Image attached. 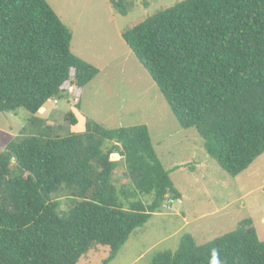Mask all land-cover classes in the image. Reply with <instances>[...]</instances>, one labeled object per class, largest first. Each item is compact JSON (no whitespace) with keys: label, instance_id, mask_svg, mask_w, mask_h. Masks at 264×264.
I'll use <instances>...</instances> for the list:
<instances>
[{"label":"trees","instance_id":"obj_1","mask_svg":"<svg viewBox=\"0 0 264 264\" xmlns=\"http://www.w3.org/2000/svg\"><path fill=\"white\" fill-rule=\"evenodd\" d=\"M129 1L111 4L125 15ZM123 39L225 172L237 177L264 154V0H184ZM72 41L47 0H0V113L36 115L73 85L81 98L100 70L73 54ZM47 127L24 130L0 154V264H80L99 246L110 248L109 264L180 194L146 125L107 129L88 119L67 137ZM120 163L126 181L117 186ZM60 191L77 201L65 214L53 198ZM152 264H264V241L247 219L201 246L188 235Z\"/></svg>","mask_w":264,"mask_h":264},{"label":"rangeland","instance_id":"obj_2","mask_svg":"<svg viewBox=\"0 0 264 264\" xmlns=\"http://www.w3.org/2000/svg\"><path fill=\"white\" fill-rule=\"evenodd\" d=\"M63 0H51L52 9L65 18V8L71 10L72 24L79 18L87 0H74V5L65 7ZM184 0H130L124 5L126 14L116 8L119 15L120 33L132 29L159 12ZM100 6L104 24L99 31H114L108 21L110 1L91 0ZM86 18V16H85ZM84 18V19H85ZM105 18V19H104ZM97 46L106 47L107 59L98 80L84 88L80 107H75L69 97L61 99L60 105L48 102L42 112L34 115L26 109L15 113H0V154L16 137L43 132L38 121H51L54 137H67L82 133L85 122L91 119L107 129H119L146 125L151 133L153 146L163 165L170 172L181 203L166 198L161 211L155 214L144 227L135 230L127 243L109 264H152L155 257L166 251L177 252L183 239L190 235L198 246L233 232L247 219H252L260 240L264 241V154L237 177L230 176L206 152L204 140L196 129L181 127L169 104L157 85L142 67L125 40L117 35ZM108 48H111L108 51ZM83 112V113H82ZM53 116L47 118V114ZM74 115L73 126L69 115ZM46 120V121H45ZM50 123V122H49ZM49 128V126L47 127ZM50 130L48 131V134ZM119 161V157L112 158ZM125 167L119 164L114 183L125 184ZM60 203L59 213L65 214L76 204L69 193L60 191L53 196ZM150 203L152 196H142ZM110 248L99 246L92 250L80 264H104Z\"/></svg>","mask_w":264,"mask_h":264},{"label":"crops","instance_id":"obj_3","mask_svg":"<svg viewBox=\"0 0 264 264\" xmlns=\"http://www.w3.org/2000/svg\"><path fill=\"white\" fill-rule=\"evenodd\" d=\"M104 1H106V2L110 1V5H109L110 7H108L109 18L107 20L112 22V24L114 26V31H107L105 33H102L99 31V28H101L102 24H104V20L102 19L104 15L102 13V10L100 9V6H98L97 9H95L96 7L91 3V0H87L86 6L82 9V12H81L79 18H77L76 22H74L73 24H72L71 15L69 14L71 12V10L68 8H65L64 11H65V17L67 19L66 21H69L68 23L71 24V27H70V25L65 23V18H63L62 16L59 15V17L64 22V24H66L71 29V31L73 33V41H72V46H71V50H72L73 54L75 56L83 59L87 63H90L93 66H95L96 68H98L100 70L99 76L101 75L102 71L104 70L102 65L105 62V60L107 59L106 56H107L108 52L105 50L106 49L105 46H103L102 49H100L97 46V43H99L101 41L98 39V34L101 33L100 37L105 43L107 42V38L109 41L113 35L114 36L117 35L119 38H121V37L123 38L122 33H120L119 23L116 21V18L119 15V13L111 4V0H104ZM47 2L49 3V5L52 8L53 5L51 4V0H47ZM62 2H63V5L65 7H68V6L71 7L74 5V0H63ZM85 16H86V18H85ZM110 49L111 48H108V51ZM98 77L93 82H91L88 86H91L92 84H94V82H96V80H98ZM49 102H51V100ZM71 103L72 102L69 101V103H68L69 106L71 105ZM60 104L61 103L59 102L58 105H60ZM58 105H56V106H58ZM80 105L81 104H79L78 107H80ZM75 107H77V106H75ZM47 115H48V116H46L47 118H50L53 116L52 114H49V113ZM46 122L47 123H45L44 120H41V121H38V124H40V125L42 124V128H45L47 126L52 127V125H50L51 121H46ZM99 123H101V122H99Z\"/></svg>","mask_w":264,"mask_h":264},{"label":"built area","instance_id":"obj_4","mask_svg":"<svg viewBox=\"0 0 264 264\" xmlns=\"http://www.w3.org/2000/svg\"><path fill=\"white\" fill-rule=\"evenodd\" d=\"M76 90H77V86L76 85H73L69 88V90L66 92V93H63L65 96H68L69 99L71 100V102L74 104V105H78L80 104V97L76 94ZM52 101L54 102L55 105H58V103L60 102L59 98H54L52 99ZM167 198H170V203L172 202H179L181 203V199L179 198H175V197H172L171 195L167 196ZM173 204V203H172ZM164 207L167 208V209H172L171 206H167L164 202Z\"/></svg>","mask_w":264,"mask_h":264}]
</instances>
